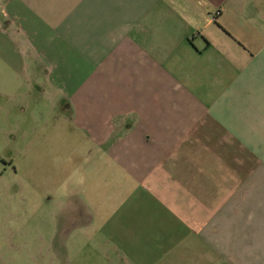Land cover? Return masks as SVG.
Wrapping results in <instances>:
<instances>
[{
	"label": "crops",
	"instance_id": "1",
	"mask_svg": "<svg viewBox=\"0 0 264 264\" xmlns=\"http://www.w3.org/2000/svg\"><path fill=\"white\" fill-rule=\"evenodd\" d=\"M0 54L104 264H264V0H0Z\"/></svg>",
	"mask_w": 264,
	"mask_h": 264
},
{
	"label": "rangeland",
	"instance_id": "2",
	"mask_svg": "<svg viewBox=\"0 0 264 264\" xmlns=\"http://www.w3.org/2000/svg\"><path fill=\"white\" fill-rule=\"evenodd\" d=\"M2 58L0 54V264H104L94 229L72 223L69 207L64 213L59 208L62 197L45 193L39 180L46 170H56L51 160L56 132L50 140L41 132L46 122L48 132L54 128L60 103L29 85L26 71L9 67Z\"/></svg>",
	"mask_w": 264,
	"mask_h": 264
}]
</instances>
